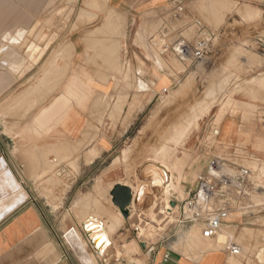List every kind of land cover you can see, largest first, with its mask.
I'll list each match as a JSON object with an SVG mask.
<instances>
[{"label":"rangeland","instance_id":"rangeland-1","mask_svg":"<svg viewBox=\"0 0 264 264\" xmlns=\"http://www.w3.org/2000/svg\"><path fill=\"white\" fill-rule=\"evenodd\" d=\"M184 1L187 4L192 0ZM197 2L200 4L198 15L191 17L187 14L183 21H174V23L180 26L188 25L185 27V34L193 36L196 29L192 26V19L198 18L203 22L205 28L213 33L214 38L211 42L210 52L205 60L182 62L173 53L161 55L156 48L151 46V39L159 33V29L165 21H168V15L163 20L145 21L141 27H135L132 31L131 27L128 29L129 21L126 18H118V16L86 17L88 11L85 9L80 11V17L77 16L81 5L84 4L81 1L57 2L53 16L41 18L36 22V29L40 28L39 32L37 31L39 34L36 32V34L26 35V41H36V52H34L33 58H29L31 49H5L6 52H9L7 55H10V61L13 60L16 63L19 57L24 56L29 63L23 70L16 72L20 75L24 72L27 74L29 71L31 73V67L36 62V84L43 85V83H48L46 79L54 78L56 75L65 78L69 67L67 63L75 56V47L71 42L65 43L56 52L51 48L65 38V33L62 30L70 25H73V30H77L82 23L86 25L85 22L89 23L88 29H94L101 24L104 26L116 24L118 25L116 27L120 26L123 30L122 43L119 44L107 38L99 43L94 42L96 46L87 49V56L95 61L103 58H119L123 63L127 62L130 57H134L138 66L134 69L132 65H127V72L132 75L131 77L126 76L123 80L127 85L132 84L131 88L135 89L137 93L146 88L140 79L144 74L140 51L144 52L152 62L153 83L156 81V77L170 79L169 86L165 91L158 92L155 85L151 89L154 97L153 104L137 122L136 144L127 145L125 149L127 155L132 156L135 162L133 168L137 184L135 187L146 183L139 177V173L147 166V163L154 165L156 161L158 163L161 161V164L166 166V170L168 169L169 185L165 191L157 192V189H150V195L146 196L142 203L146 200L150 201L151 210L136 211L134 206L130 227L120 215L119 209L112 203L109 187L102 186V189L99 190L100 188L96 186L98 179L95 173L88 177L85 184L79 183L76 190L70 192V178L62 174L61 168L66 165L75 170L77 167L74 160L58 159L55 161L49 159L48 163L47 160H42L43 162L37 160L36 177L25 178V183H27V179H30L31 183L36 182V194L30 195L36 196V205L41 211L47 227L62 251L72 253L74 264H83L79 252L88 256L86 258L89 263L101 264L98 262L96 253L90 244L91 241L84 231V225H82L87 218L95 215L101 221L105 220V229H108L107 232L112 236L111 254L105 258L110 264H113L114 258L123 259L127 264H149L150 258L143 246L155 245L162 237L177 230L176 219L179 207L170 214L165 208L170 209L172 202L180 204L187 198L188 190L194 184L197 176L206 172L203 170L204 165L209 164L212 158H221L252 171L253 188L250 196L244 202L245 208L231 215L230 220H233V223H230L229 226L225 225L221 230L222 241H220L221 236L215 240H205L201 237V228L197 227L192 231L197 237L194 241L188 240V245L180 243L182 244L180 246L178 243L179 236L183 234L180 230L177 231L176 239L164 243L172 250L177 249L178 252L186 254L189 247L196 246L201 242L215 245L217 242L224 244L231 240L233 243H239L238 245L242 248L241 254L232 258V264H264V154L258 151L256 145L252 148L238 142L236 149L237 151L241 150L236 155H233V152L231 155L229 150L236 144L225 150L218 144L222 127L228 119H234L238 127L241 125L240 130L248 132L250 135H255L257 122L262 123L264 120V110H262L264 107V0H198ZM88 7L93 8L91 5ZM55 28L56 31H52ZM48 30L52 32H48ZM95 34L97 32H92L90 35L95 36ZM22 35L10 36L9 40L16 42L23 39ZM102 36L107 37L109 34H102ZM133 42L135 47L133 45L131 47ZM42 50L45 52H41ZM16 52H19L20 56ZM11 67L16 70L17 65ZM163 80L164 78H161V81ZM89 83H91L90 80ZM67 97L72 98L70 93ZM74 98L78 99V96L76 95ZM104 100L107 104L114 98L108 97ZM201 110L202 113H200ZM192 111L196 113L191 116L194 113ZM181 131L185 133L183 132V134ZM180 135H184V138L181 137L182 140L177 141ZM259 148L263 150L264 145ZM194 160L197 162L193 165ZM176 164L180 169H176ZM127 183L134 186L130 179L127 180ZM6 184L14 188L18 187L13 177H9ZM18 189H20L18 202L21 203L28 199V195L26 192H21L20 185ZM113 215L118 218L119 222L116 220L118 224H115L116 217ZM141 216H146L147 220H143ZM133 229L138 231L133 232ZM122 232H126L127 235H122ZM225 235L229 236L228 240L225 239ZM216 246L219 247L217 244ZM223 248L212 249L222 250ZM46 249V252H54V247L51 244H47Z\"/></svg>","mask_w":264,"mask_h":264},{"label":"crops","instance_id":"crops-1","mask_svg":"<svg viewBox=\"0 0 264 264\" xmlns=\"http://www.w3.org/2000/svg\"><path fill=\"white\" fill-rule=\"evenodd\" d=\"M69 1L84 3L77 13L79 17L80 11L85 9L88 11L86 17L118 16L126 18L129 21L128 29L131 27L132 31L135 27H141L145 21L165 19L170 9L169 0H0V264H74L72 253L62 251L47 227L45 219L36 205V196L30 195L36 194V182L31 183V180L27 179V183H25V178L36 177V170L33 171L32 168L36 165L37 160L53 159L57 161L65 158L76 161L77 167L75 170L66 165L61 168L62 174L70 178V192L76 190L79 183L85 184L88 177L94 173L97 179L100 178L98 181L102 180L103 186L109 187L111 199H113L111 191L117 185H125L131 189L136 188L133 173L135 162L132 156L127 155L125 149L127 145L136 144L137 122L153 104L154 97L151 90L153 86H156L158 92L165 91L169 86L170 79L167 77H156V81L153 83L152 62L142 51L139 53L144 66V74L140 79L146 88L138 93L131 88L132 84L127 85L123 80L126 76L131 77L132 75L127 72V65H132L134 69L138 66L134 57H130L127 62L123 63L119 58H103L95 61L87 56V49L96 46L94 42L99 43L107 38L119 44L122 43L123 30L120 26L116 27L118 26L116 24L112 26L101 24L94 29H88L89 23L85 22L86 25L82 23L77 30H73V25L62 30L65 33V38L51 48L56 52L68 42L73 43L75 47V56L67 63L69 67L65 78L55 74L54 78L46 79L48 83L36 84V62L32 65L31 73L30 71L27 74L24 72V75L16 73L23 70L29 63L24 56L19 57L16 63L13 60V62L10 61L6 56L8 52H5L4 49H31L29 58H33L34 52H36V41H26V35L36 34L38 20L55 14L57 2L66 3ZM91 1L97 3H87ZM197 1L192 0L186 4L188 15L191 17L200 13V4ZM90 5L93 6L92 9L88 7ZM52 31H56V28ZM52 31L48 30V32ZM92 32H97V34L91 36L89 33ZM106 33L109 36H102ZM19 34H23V39L16 42L9 40L10 36H19ZM132 45L136 46L134 42L131 47ZM17 54L20 56L19 52ZM6 60L7 62H5ZM15 65H17L16 70L11 67ZM27 75L28 77H26ZM161 78L164 80L161 81ZM69 93L72 98L67 97ZM76 95L78 99L74 98ZM108 97H112L114 100L106 104L104 99ZM136 97L138 99L135 100ZM67 104L70 107L65 108L64 106ZM27 109L32 111L29 112ZM259 109L261 110V108ZM18 115L21 120H18ZM240 128L241 125L238 127L234 119H228L224 123L218 140L222 149L225 150L236 144L234 149L229 150L230 154L233 152L232 154L236 155L241 150L237 151V143L241 142L252 148L256 145L258 151L264 154V149L259 148L264 145V120L262 123L257 122L255 135L243 132ZM9 130L11 133L8 132ZM68 144H71V148ZM246 149L248 150L247 146ZM207 165H204L203 170L206 171ZM10 175L16 180L18 187L20 185L21 192L27 193L28 199L24 202H18L20 191L18 187L14 188L5 183L6 178L8 180ZM129 179L134 183V186L127 183ZM57 192L59 193V191ZM133 195H136V192L133 191ZM133 209L134 204L128 209V218L119 209L120 215L129 227ZM151 209L152 204L148 200L142 203L141 208L136 207V211L145 212ZM141 217L143 220H147L146 216ZM86 222H88V218L82 225ZM101 222L104 223V221ZM230 223H233V220L229 219L225 225L229 226ZM195 228L197 227L192 226L182 231L189 234ZM176 229L175 232L171 231L166 237H162L157 244L150 247L143 246L150 258L149 264H232V258L239 256L232 255L225 249L210 250L209 247L213 248L214 245L204 242L202 244L207 245L208 248L198 243L196 246H191L186 254L172 250L164 242L177 238L176 234L180 229ZM135 231L133 229V232ZM122 235H127V233L122 232ZM108 236L111 243L108 250L106 249L104 252H99L93 243H90L101 264H110L105 259L111 254L110 250L113 246L111 234ZM47 244L54 247V252H46ZM79 253L83 264H91L87 261V255L83 252ZM113 264L127 263L123 259L114 258Z\"/></svg>","mask_w":264,"mask_h":264},{"label":"built area","instance_id":"built-area-1","mask_svg":"<svg viewBox=\"0 0 264 264\" xmlns=\"http://www.w3.org/2000/svg\"><path fill=\"white\" fill-rule=\"evenodd\" d=\"M170 9L159 33L151 39V46L161 55L173 53L180 61L205 60L210 52L214 35L207 30L203 22L192 19V26L196 33L186 35V26L175 24L174 21H183L188 14L186 1L169 0ZM218 134V133H217ZM252 171L238 167L230 162L213 158L206 172L197 176L187 198L180 204L176 219L180 231L192 226L201 228V235L205 240H215L231 215L243 210L244 202L250 196ZM167 212L173 211L165 208ZM136 231H138L136 229ZM224 249L232 255H240L241 246L227 241Z\"/></svg>","mask_w":264,"mask_h":264},{"label":"bare ground","instance_id":"bare-ground-1","mask_svg":"<svg viewBox=\"0 0 264 264\" xmlns=\"http://www.w3.org/2000/svg\"><path fill=\"white\" fill-rule=\"evenodd\" d=\"M99 8H101V7H99ZM248 10H249V8H248ZM101 11V10H100ZM249 12V11H248ZM245 15V14H244ZM247 15V14H246ZM119 18V17H118ZM119 20H121V19H119ZM111 22H113V21H111ZM148 28V27H147ZM39 30H40V28H39ZM39 30H37L36 29V32L38 31L39 32ZM41 30H43V29H41ZM147 30V29H146ZM37 32V33H38ZM39 34V33H38ZM91 34V33H90ZM34 36V35H33ZM36 36V35H35ZM38 36V35H37ZM36 36V37H37ZM45 36V35H44ZM18 37V36H17ZM30 37V36H29ZM10 39V38H9ZM11 39H13V38H11ZM35 39V38H34ZM44 40V39H43ZM40 41V40H39ZM42 42V41H41ZM38 44H39V42H38ZM72 45V44H71ZM47 46H48V44H47ZM45 50H46V48L45 47H43ZM2 50V49H1ZM5 50V49H4ZM7 50H9V49H7ZM45 50L43 51H41V52H45ZM3 51V50H2ZM1 52V51H0ZM6 52V51H5ZM12 52V51H11ZM9 53V52H8ZM7 53V54H8ZM2 54V53H1ZM6 54V53H5ZM12 54V53H11ZM39 55H41V54H39ZM8 58H9V56L10 55H6ZM42 56V55H41ZM40 56V57H41ZM12 57V56H11ZM10 57V58H11ZM40 57H38V58H40ZM7 58V59H8ZM170 59V58H169ZM9 60H11V59H9ZM5 62H7V60L5 61ZM5 65H6V63H5ZM32 68V67H31ZM27 69H28V67H27ZM24 75V74H23ZM18 78V77H17ZM222 85V84H221ZM46 87V86H45ZM222 88V87H221ZM52 91V90H51ZM213 91H214V89H213ZM42 92V91H41ZM40 92V93H41ZM46 92V91H45ZM39 97H40V94H39ZM31 98H32V96H31ZM30 99V98H29ZM40 99H42V98H40ZM39 99V100H40ZM96 99V98H95ZM100 99V98H99ZM97 100V99H96ZM136 100V99H135ZM37 101V100H36ZM95 101V100H94ZM118 101V100H117ZM120 101V100H119ZM17 102V101H16ZM27 102V101H26ZM98 102V101H97ZM24 103H25V100H24ZM206 103V102H205ZM96 104V103H95ZM126 104V103H125ZM24 105V104H23ZM28 105V104H27ZM123 105V104H122ZM121 105V106H122ZM99 106V105H98ZM132 106V105H131ZM205 106V105H204ZM207 106V105H206ZM18 107V106H17ZM21 107V106H20ZM65 108H67V107H70L68 104L66 105V106H64ZM133 107V106H132ZM210 107V106H209ZM209 107H207V108H209ZM22 108V107H21ZM118 108V107H117ZM202 109H203V107H202ZM206 108H204V110H205ZM18 110V109H17ZM28 110V109H27ZM26 110V111H27ZM101 110V109H100ZM114 110V109H113ZM207 110V109H206ZM11 111H12V109H11ZM21 111V110H20ZM29 111V110H28ZM30 111H32L31 109H30ZM29 111V112H30ZM94 111V110H93ZM105 111V110H104ZM196 111H198L199 112V110H197L196 109ZM13 112V111H12ZM19 112V111H18ZM23 112H25V111H23ZM102 112V111H101ZM106 112V111H105ZM192 112H194V111H192ZM203 111L201 110L200 111V113H202ZM10 112H8V114H9ZM20 114H23L22 112H19ZM27 113V115H28V112H26ZM25 113V114H26ZM95 113V112H94ZM100 113V112H99ZM196 112H194V113H192L191 114V116L193 115V114H195ZM205 113V112H204ZM206 113H207V111H206ZM67 114V113H66ZM93 114V113H92ZM104 114V113H103ZM9 115H11V114H9ZM12 115H13V113H12ZM4 116V115H3ZM23 116V115H22ZM91 116V115H90ZM103 116V115H102ZM190 116V117H191ZM6 117V116H5ZM8 117H10V116H8ZM26 117V116H25ZM66 117V116H65ZM92 117V116H91ZM100 117V116H99ZM99 117H98V119H99ZM194 117H195V115H194ZM193 117V118H194ZM200 117H201V115H200ZM18 118H19V115H18ZM113 118V117H112ZM197 118V117H196ZM195 118V120H197ZM4 119H6V120H8L7 118H4ZM4 119H2V120H4ZM10 119V118H9ZM92 119L94 120V118L92 117ZM10 120H14V119H10ZM18 120H21L20 118L18 119ZM100 120V119H99ZM100 122V121H99ZM186 122V121H185ZM216 122V121H215ZM18 124H19V121L17 122ZM97 123V122H96ZM194 123V122H193ZM218 123V122H217ZM15 124V123H14ZM59 124V123H58ZM187 124H188V122H187ZM190 124H191V122H190ZM11 125V124H10ZM9 125V126H10ZM91 125V124H90ZM192 125V124H191ZM8 126V127H9ZM12 126V125H11ZM18 126V125H17ZM16 126V127H17ZM188 126H190V125H188ZM15 127V126H14ZM92 127H93V125H92ZM183 127H185V126H183ZM187 127V126H186ZM190 127H192V126H190ZM7 128V127H6ZM182 128V127H181ZM180 128V129H181ZM189 128V127H188ZM11 129V128H10ZM95 129H96V127H95ZM95 129H94V131H95ZM179 129V130H180ZM4 130V129H3ZM7 130V129H6ZM183 130H186V129H183ZM190 130V129H189ZM13 131V130H12ZM8 132H10L11 133V131L9 130ZM180 132V131H179ZM178 132V133H179ZM184 132V131H183ZM182 131H181V133H183ZM89 133H92V132H89ZM177 133V132H176ZM175 133V134H176ZM177 133V134H178ZM185 133V132H184ZM183 133V134H184ZM189 133V132H188ZM37 134V133H36ZM216 134H217V131H216ZM84 135H86V134H84ZM184 135H180L179 137V139H177V141L178 140H182V138H184L183 137ZM214 136V135H213ZM175 137H177V136H175ZM182 137V138H181ZM93 139H94V137H93ZM92 139V140H93ZM62 143V142H61ZM78 143V142H77ZM76 143V144H77ZM180 143V142H179ZM66 144H67V142H66ZM49 145V144H48ZM63 145H65V144H63ZM70 145L71 144H68V146L70 147ZM80 145V144H79ZM88 145H89V143H88ZM178 145V144H177ZM176 145V146H177ZM61 146V145H60ZM86 146V145H85ZM62 147V146H61ZM78 147V146H77ZM175 147V146H174ZM52 148V147H51ZM54 148V147H53ZM59 148V147H58ZM71 148V147H70ZM18 149V148H17ZM49 149V148H48ZM162 149V148H161ZM168 149H171V148H168ZM175 149V148H174ZM20 150V149H19ZM25 150V149H24ZM29 150V149H28ZM71 150H73V149H71ZM17 151V150H16ZM60 151H62V150H60ZM67 151V150H66ZM75 151V150H74ZM24 152V151H23ZM49 152V151H48ZM172 152V151H171ZM38 153V152H37ZM166 153V152H165ZM40 154V153H39ZM69 154V153H68ZM24 155V154H23ZM65 155H66V153H65ZM35 156V155H34ZM162 156V155H161ZM167 156V155H166ZM23 157V156H22ZM26 157V156H25ZM31 157H32V155H31ZM46 157V156H45ZM59 157V156H58ZM30 158V157H29ZM54 158H56V157H54ZM25 159V158H24ZM27 159V158H26ZM25 159V160H26ZM31 159H33V158H31ZM65 159V158H64ZM158 159V158H157ZM162 159H165V158H163L162 157ZM234 159V158H233ZM45 160V159H44ZM47 160V159H46ZM161 160V159H160ZM28 161V160H27ZM33 161V160H32ZM42 161V160H41ZM67 161V160H66ZM34 162V161H33ZM43 162V161H42ZM63 162H65V161H63ZM160 163H158L157 161L156 162H154L155 164H157V165H152V163H147V166H145L143 169H142V176H143V181L144 182H146V183H142L140 186L138 185V187H136V188H132V191H134V193L136 192V194L139 196V204H141L142 202H143V200L145 199V197L146 196H148V195H150V191L151 190H153V189H157V192L158 191H165L167 188H168V185H169V174H168V172H167V170H166V166L164 167V165L163 164H161V161H159ZM164 162V161H163ZM197 161L196 160H194V162L192 163L193 165L196 163ZM246 162H248V161H246ZM253 162V161H252ZM25 163H27V162H25ZM38 163V162H37ZM36 163V164H37ZM47 163H48V160H47ZM58 163V162H57ZM71 163V162H70ZM251 164V163H250ZM261 164V163H260ZM34 165V164H33ZM57 165V164H56ZM255 165V164H254ZM263 165V164H262ZM43 166H44V164H43ZM176 166H177V168L176 169H180V168H178V165L176 164ZM256 166V165H255ZM261 166V165H260ZM42 167V166H41ZM45 167L47 168V165L45 164ZM254 167V166H253ZM26 168H27V166H26ZM38 167H36V165L32 168V170L34 171V170H38L37 169ZM45 168V169H46ZM55 168V167H54ZM260 168H262V167H260ZM40 170V169H39ZM264 170V169H263ZM41 171V170H40ZM177 171V170H176ZM39 172V171H38ZM46 172V171H45ZM50 172V171H49ZM180 172V171H179ZM27 173V172H26ZM36 173V172H35ZM42 173V172H41ZM40 173V174H41ZM43 173H44V171H43ZM46 173H48V172H46ZM54 173V172H53ZM10 174V173H9ZM34 174V173H33ZM28 175V174H27ZM43 175V174H42ZM29 176V175H28ZM31 176V175H30ZM33 176V175H32ZM178 176H179V174H178ZM9 177V176H8ZM10 177H11V175H10ZM30 178V177H29ZM52 178V177H51ZM7 179V178H6ZM100 179V178H99ZM98 179V180H99ZM46 180V179H45ZM51 180V179H50ZM54 180V179H53ZM56 180V179H55ZM97 180V181H98ZM7 181V180H6ZM35 181V180H34ZM41 181H43V180H41ZM57 181V180H56ZM102 181V180H101ZM101 181H98L97 182V187H99L98 189L99 190H101L102 189V183H101ZM48 182H51V181H48ZM54 182V181H53ZM6 183V182H5ZM137 185V184H136ZM96 187V188H97ZM105 188V187H104ZM175 188H177V187H175ZM37 189V188H36ZM41 189V188H40ZM43 189V188H42ZM111 189V188H110ZM151 189V190H150ZM39 190V189H38ZM108 190V189H107ZM96 191V190H95ZM97 192V191H96ZM13 193V192H12ZM47 193V192H46ZM98 193V192H97ZM104 193V192H103ZM108 193V192H107ZM40 194H42V193H40ZM99 194H100V192H99ZM88 195V194H87ZM86 195V196H87ZM106 195V194H105ZM102 197H103V195H102ZM157 197V196H156ZM159 198V197H158ZM82 199V198H81ZM156 199V198H155ZM88 200V199H87ZM105 200H107V199H105ZM82 201V200H81ZM86 201V200H85ZM98 201V200H97ZM84 204V203H83ZM88 204V203H87ZM91 205V204H90ZM110 205V204H109ZM89 207V206H88ZM154 207V206H153ZM158 207V206H157ZM85 208V207H84ZM96 209V208H95ZM177 208L176 207H173L172 205H170V209L169 210H171V211H175ZM106 211V210H105ZM155 211V210H154ZM107 213V212H106ZM105 215V214H104ZM114 216V215H113ZM91 218V219H90ZM89 219H88V222H86V224H84V231L86 232V234H87V236L89 237V239H90V241H91V243H94L95 242V247H96V250H98L99 252H104V250H106L107 248H109V246H110V243H111V241H110V239H109V236H108V232H107V230L105 229V226L106 225H104V223L103 222H101L99 219H97L96 218V215L95 216H92V217H90ZM117 218V217H116ZM114 219V221H116V220H118V219ZM167 220V219H166ZM105 221V220H104ZM113 221V222H114ZM110 222V221H109ZM261 222V221H260ZM112 223V222H111ZM117 223V221L115 222V224ZM118 224V223H117ZM109 225H111V224H109ZM116 226V225H115ZM110 227V226H109ZM249 230V229H248ZM225 231H226V229H225ZM227 231H229V230H227ZM257 231V230H256ZM263 231V230H262ZM248 232V231H247ZM260 232V231H259ZM10 233V232H9ZM183 233V234H182ZM182 235H180L179 236V244L180 243H183V242H185L186 244L187 243H189L188 242V240L189 241H191V240H195V238L197 237L194 233H190V234H186V233H184L183 231H182ZM221 232L219 233V235H218V237L216 238V239H218L220 236H221ZM223 234H225V233H223ZM227 234V233H226ZM228 234H230L229 232H228ZM227 234V235H228ZM249 234V233H248ZM198 235V234H197ZM250 235V234H249ZM248 235V236H249ZM223 236V235H222ZM222 236H221V240L220 241H222ZM226 236V235H225ZM224 236V237H225ZM78 237H80V236H78ZM202 237V236H201ZM224 237H223V241L226 239V240H228L227 239V237H225V239H224ZM229 237V236H228ZM231 237V236H230ZM231 239H232V237H231ZM250 239H251V237H250ZM80 241V240H79ZM173 241V240H172ZM187 241V242H186ZM219 241V240H218ZM229 241V240H228ZM248 241V240H247ZM8 242V241H7ZM34 242V241H33ZM32 242V243H33ZM82 242V241H81ZM199 242V241H198ZM208 242V241H207ZM227 242V241H226ZM252 242V241H251ZM250 242V243H251ZM78 243V245L80 246V244H79V242H77ZM171 243V242H170ZM175 243V242H174ZM177 243V242H176ZM195 243H196V241H195ZM194 243V244H195ZM113 244V243H112ZM151 244V243H150ZM197 244V243H196ZM201 244H202V242H201ZM206 244H208V243H206ZM214 244V243H213ZM216 244H218V243H216ZM225 244V243H224ZM224 244H218V246H222L221 248H223V245ZM237 244H239V243H237ZM35 245V244H34ZM75 245H77V244H75ZM176 245V244H175ZM182 244H180V246H181ZM185 245V244H184ZM188 245V244H187ZM198 245V244H197ZM39 246V245H38ZM83 246V245H82ZM177 246V245H176ZM202 246H205V247H207L208 248V246L207 245H203L202 244ZM215 246V245H214ZM214 246H213V248H214ZM24 247V246H23ZM40 247V246H39ZM86 247V246H85ZM128 247V246H127ZM130 247V246H129ZM217 247V246H216ZM27 248V247H26ZM34 248H35V246H34ZM46 248V247H45ZM174 249H176L175 247H173ZM179 248V247H178ZM189 248H191V247H189ZM199 248V247H198ZM210 248V250L212 249L211 248V246L209 247ZM218 248H220V247H217V249ZM28 249V248H27ZM84 249V248H83ZM205 249V248H204ZM224 249V248H223ZM35 250V249H34ZM47 250V249H46ZM80 250V249H79ZM108 250V249H107ZM129 250H131V248H129ZM177 250V249H176ZM175 250V251H176ZM187 250V249H186ZM190 250V249H189ZM192 250V249H191ZM195 250V249H194ZM207 250V249H206ZM213 250V249H212ZM252 250V249H251ZM196 251V250H195ZM198 251H199V249H198ZM32 252V251H31ZM187 252V251H186ZM193 252V251H192ZM245 253V252H244ZM110 255V254H109ZM240 259V258H239ZM238 262V261H237ZM246 264V263H245Z\"/></svg>","mask_w":264,"mask_h":264},{"label":"water","instance_id":"water-1","mask_svg":"<svg viewBox=\"0 0 264 264\" xmlns=\"http://www.w3.org/2000/svg\"><path fill=\"white\" fill-rule=\"evenodd\" d=\"M140 178L144 179L142 176V172L140 173ZM112 202L113 204L118 207L123 215L128 218V209L131 205L141 208L142 203L139 204V196L133 195V191L130 187L125 185H117L111 191ZM176 203L172 202V206L175 207ZM95 247V242L93 243ZM96 248V247H95Z\"/></svg>","mask_w":264,"mask_h":264}]
</instances>
